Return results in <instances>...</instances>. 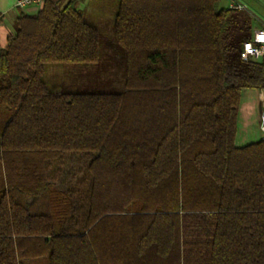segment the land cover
Segmentation results:
<instances>
[{
    "label": "trees",
    "instance_id": "obj_1",
    "mask_svg": "<svg viewBox=\"0 0 264 264\" xmlns=\"http://www.w3.org/2000/svg\"><path fill=\"white\" fill-rule=\"evenodd\" d=\"M112 2L120 91L44 78L99 59L74 0L19 11L0 48V264H264V137L235 143L242 90L264 86L239 56L251 14Z\"/></svg>",
    "mask_w": 264,
    "mask_h": 264
},
{
    "label": "rangeland",
    "instance_id": "obj_2",
    "mask_svg": "<svg viewBox=\"0 0 264 264\" xmlns=\"http://www.w3.org/2000/svg\"><path fill=\"white\" fill-rule=\"evenodd\" d=\"M89 0H77L76 6L84 17L101 19V34L99 40L100 56L95 64H50L46 67L44 78L50 84H56L64 91L72 92H117L123 89L125 79V61L121 48L116 44L108 19L114 15L115 5L112 0L90 4ZM246 11L254 13L250 17V34L261 27L264 21V0H244ZM62 5L64 0H59ZM97 10V11H96ZM96 15V16H95ZM15 30V23L13 25ZM236 35L239 33H235ZM0 169V189L3 174ZM23 264H48L47 256L24 259Z\"/></svg>",
    "mask_w": 264,
    "mask_h": 264
},
{
    "label": "crops",
    "instance_id": "obj_3",
    "mask_svg": "<svg viewBox=\"0 0 264 264\" xmlns=\"http://www.w3.org/2000/svg\"><path fill=\"white\" fill-rule=\"evenodd\" d=\"M74 1L77 2V0ZM91 1L92 0L88 1V4L84 7V9L90 4H92ZM234 1H237L243 4L244 6L246 5L244 0ZM14 3L15 0H0V48L6 45L7 37L13 31V25L15 23V19L19 11L25 13H34L38 9V7L35 6L16 8L14 6ZM228 3L229 0H221V5L224 7L227 6ZM95 6L97 7V5ZM250 14L251 16L257 18L254 13L251 12ZM84 18L89 23L93 24L99 30V36H102L100 27L102 24L101 19H92L90 16ZM107 23L108 26L112 28L111 18L108 19ZM262 26H264V21H261V27ZM263 109L264 86L257 89L248 88L242 90L240 104L238 108L237 132L235 136L236 145H246L248 143L255 142L263 138L262 132L259 129V114Z\"/></svg>",
    "mask_w": 264,
    "mask_h": 264
},
{
    "label": "built area",
    "instance_id": "obj_4",
    "mask_svg": "<svg viewBox=\"0 0 264 264\" xmlns=\"http://www.w3.org/2000/svg\"><path fill=\"white\" fill-rule=\"evenodd\" d=\"M45 1L56 0H15L14 6L16 8H25L28 6L38 7ZM232 9H245V6L237 1L229 0L226 6ZM241 60H261L264 62V26L254 30L252 37L242 43L239 53ZM259 129L264 137V109L259 114Z\"/></svg>",
    "mask_w": 264,
    "mask_h": 264
}]
</instances>
